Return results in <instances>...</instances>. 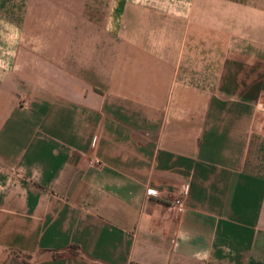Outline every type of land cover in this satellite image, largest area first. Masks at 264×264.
I'll return each instance as SVG.
<instances>
[{
  "label": "crops",
  "instance_id": "1",
  "mask_svg": "<svg viewBox=\"0 0 264 264\" xmlns=\"http://www.w3.org/2000/svg\"><path fill=\"white\" fill-rule=\"evenodd\" d=\"M259 105L264 0H0V264H264Z\"/></svg>",
  "mask_w": 264,
  "mask_h": 264
},
{
  "label": "built area",
  "instance_id": "2",
  "mask_svg": "<svg viewBox=\"0 0 264 264\" xmlns=\"http://www.w3.org/2000/svg\"><path fill=\"white\" fill-rule=\"evenodd\" d=\"M260 106V111L262 113H264V105H259ZM90 165H93V166H96L99 164L98 161L96 160H92L90 161L89 163ZM156 194L151 192V191H146V196L147 197H154ZM183 193L180 195H178L174 200L173 202L171 203V206L172 208L174 209V211L178 214V215H181L182 213H184L185 211V205H184V199H183Z\"/></svg>",
  "mask_w": 264,
  "mask_h": 264
},
{
  "label": "rangeland",
  "instance_id": "3",
  "mask_svg": "<svg viewBox=\"0 0 264 264\" xmlns=\"http://www.w3.org/2000/svg\"><path fill=\"white\" fill-rule=\"evenodd\" d=\"M232 1H234V0H232ZM62 19H63V16H61L60 13H54L52 11L46 12V10L40 11L39 12V21L42 23V27L39 28L40 32L45 33L46 31L50 30V29H48V27L44 23H47V22H55L56 23L58 21H61ZM55 30H57V28Z\"/></svg>",
  "mask_w": 264,
  "mask_h": 264
}]
</instances>
